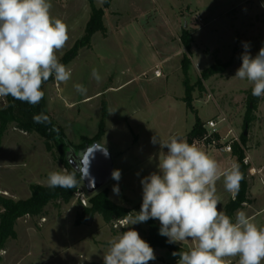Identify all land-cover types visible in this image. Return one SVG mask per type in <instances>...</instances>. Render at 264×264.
<instances>
[{
    "label": "rangeland",
    "instance_id": "obj_1",
    "mask_svg": "<svg viewBox=\"0 0 264 264\" xmlns=\"http://www.w3.org/2000/svg\"><path fill=\"white\" fill-rule=\"evenodd\" d=\"M103 0H51V14L63 20L69 39L57 52L59 61L75 47L64 65L71 70L67 83L50 78L42 85L48 113L73 145L93 137L100 122L104 134L98 141L111 154L113 170H120L119 181L111 179L97 191H108L116 204L135 215L142 204L141 180L158 171L159 144L152 137L159 135L185 139L194 123L195 113L182 101L184 95L180 60H190L189 82L215 62L228 63L222 72L203 81L202 91H193V108L205 124L209 119L225 118L217 125V134L225 136L231 128L239 143L246 129L244 145L248 158L247 201L237 211H244L258 226H264V97H257L251 111L252 121L243 126V118L252 95L253 85L235 76L241 66L244 44L254 57L264 47V0H112L101 16L102 29L95 31L88 43L81 45L91 6L102 7ZM183 32L191 38L189 50L180 41ZM158 67L161 76L155 77ZM95 68L101 76H92ZM82 84L85 94L74 85ZM0 97V109L6 107ZM185 134V135H184ZM207 149L205 141H195ZM212 148V147H210ZM215 149V147H213ZM166 152L167 149H164ZM75 154L68 152V157ZM226 160H222V158ZM216 159L222 168L235 164L231 152ZM255 169V174L250 169ZM65 170L55 148L46 150L44 139L35 132L18 129L8 123L0 142V195L25 199L30 184L48 185L51 171ZM118 186L119 194L114 193ZM220 210L235 193L225 190L223 179L216 184ZM96 191V192H97ZM90 195L83 183L68 202L54 201L44 208L43 216H23L16 221L15 237L7 240L0 251V264H99L104 262L107 241L129 227L144 239L145 223L118 225L106 222L96 214L94 220L76 224L81 197L87 205ZM157 224L160 222L153 219ZM184 248L190 241L175 243ZM156 259L149 264H177L173 251L154 248ZM238 264V257L230 258ZM264 264V262H262Z\"/></svg>",
    "mask_w": 264,
    "mask_h": 264
},
{
    "label": "clouds",
    "instance_id": "obj_2",
    "mask_svg": "<svg viewBox=\"0 0 264 264\" xmlns=\"http://www.w3.org/2000/svg\"><path fill=\"white\" fill-rule=\"evenodd\" d=\"M51 0H0V97L11 96L31 105L38 104L45 93L42 85L54 77L67 83L71 70L59 61L68 39V27L51 14ZM242 64L234 77L253 85L255 97H264V47L253 57L244 44ZM93 78L101 76L92 69ZM82 95L87 89L75 84ZM35 123L49 122L43 113L33 116ZM159 144L158 171L141 180L143 197L139 212L125 215L130 226L151 219L160 222L159 234L169 243L191 242L187 250L173 252L177 264H238L264 262V226H258L244 211L235 219L220 210L216 184L223 179L229 193L239 189L243 174L239 166L221 170L216 159L195 143L178 136L167 140L153 136ZM164 149H167L165 152ZM119 181L120 170L112 172ZM49 187L72 189L78 181L75 172L66 170L48 173ZM114 193L119 194L118 186ZM104 264H149L156 259L154 249L129 227L107 241Z\"/></svg>",
    "mask_w": 264,
    "mask_h": 264
},
{
    "label": "trees",
    "instance_id": "obj_3",
    "mask_svg": "<svg viewBox=\"0 0 264 264\" xmlns=\"http://www.w3.org/2000/svg\"><path fill=\"white\" fill-rule=\"evenodd\" d=\"M112 0H103L102 7L96 8L91 6V14L86 22L85 33L81 39V45L88 43L91 35L102 29L101 16L103 15L104 8L110 5ZM180 41L185 50H189L191 38L187 32H183L180 36ZM80 44H75L67 55H65L60 62L65 63L70 59V55L74 54V50ZM190 66V60L187 55H183L180 60V69L183 75L182 83L184 85V95L182 101L186 108L195 113L194 123L192 124L189 132L186 135V140L190 144L203 140L207 136V130L204 127V123L197 116L196 111L193 108V91L198 89L202 91L204 89L203 81L207 80L214 74L222 73L228 66V63L215 62L210 66L204 68L195 82L191 84L188 78V68ZM249 103L247 105L246 114L243 118V126H249L252 121L251 111L254 108L253 104L257 101V97H249ZM6 107L0 109V142L4 131L6 130L8 123H15V126L25 132H35L44 139L45 148L51 151L53 148L57 150L58 159L68 172H75L76 179L78 181L76 187L72 189H66L61 187H49L41 184H30V195L25 199L13 200L0 195V251L4 248L8 239L15 237L14 226L16 221L23 216H43L44 208L51 202L61 201L68 203L79 190V186L82 183L80 173L72 168L68 162L67 153L70 150L78 152L85 145L99 141L104 134V126L101 121L98 127L97 133L91 138H84V140L76 145L70 143L64 133L63 128L58 125L47 111L45 99L36 104L31 105L26 102L13 99L11 96L6 97ZM40 113L49 117V122L35 123L33 120L34 115ZM212 138L217 139L218 135L213 133L212 136L206 137L205 142H209ZM247 136L243 132L239 136V143L234 142L231 147V154L235 156V164L239 166L243 179L240 182L239 189L235 192L233 198H231L224 206V212L233 218L234 212L240 208L243 203L247 201L248 182L246 179L248 164L244 163L245 153L244 145H246ZM220 146V144H217ZM88 205L82 206L78 212L75 223L82 224L91 220L96 214L102 216L106 222H112L117 219L125 218V215L130 213V209L122 205L115 204L108 197V191H97L90 195L88 199ZM148 227L147 236L144 238L150 246L154 248H167L173 252H179L180 250H187L181 245L175 243H169L168 238L159 234L160 224H157L153 219H149L144 222ZM175 263L179 257L175 256ZM104 264V262L99 263Z\"/></svg>",
    "mask_w": 264,
    "mask_h": 264
},
{
    "label": "water",
    "instance_id": "obj_4",
    "mask_svg": "<svg viewBox=\"0 0 264 264\" xmlns=\"http://www.w3.org/2000/svg\"><path fill=\"white\" fill-rule=\"evenodd\" d=\"M243 134H247L246 129ZM70 151L75 155L74 157L67 156L68 162L80 173L81 182L87 193H95L111 179L112 156L98 141L85 145L78 152Z\"/></svg>",
    "mask_w": 264,
    "mask_h": 264
},
{
    "label": "built area",
    "instance_id": "obj_5",
    "mask_svg": "<svg viewBox=\"0 0 264 264\" xmlns=\"http://www.w3.org/2000/svg\"><path fill=\"white\" fill-rule=\"evenodd\" d=\"M153 75L155 77H159L161 76V71L158 67H156L154 70H153ZM221 122H225V118L224 117H220L219 119L217 120H214V119H209L207 121H205V124H204V127L205 129L207 130V136L206 137H209V136H212L213 133H216L217 134V125ZM218 135V134H217ZM206 137L201 140V141H204L206 139ZM238 139L237 137L235 136L233 130L231 128H229L226 132V135L225 136H220L218 135V138L215 139V138H212L211 137V140L209 142H206V145L208 147H215L216 149L220 150V151H223V152H227V153H230L231 152V147H232V144L234 142H236ZM217 144H220V146H217ZM247 160L248 158L245 157L244 158V163L247 164ZM255 169L251 168L250 169V173L251 174H255ZM263 184H264V181H263ZM81 201V204L86 206L87 205V202L85 200V198L81 197L80 199ZM125 218H121V219H117L115 220V222L113 223L114 224V227L118 226V225H124L125 222H124Z\"/></svg>",
    "mask_w": 264,
    "mask_h": 264
},
{
    "label": "crops",
    "instance_id": "obj_6",
    "mask_svg": "<svg viewBox=\"0 0 264 264\" xmlns=\"http://www.w3.org/2000/svg\"><path fill=\"white\" fill-rule=\"evenodd\" d=\"M189 132V131H188ZM188 132H186V135H187V133ZM185 135V134H184ZM185 139H186V137H185ZM202 150H204V151H206L211 157H213L214 159L216 158V159H218V158H220L221 157V155L223 154V155H225V154H227V152H223V151H220V150H218V149H214V148H207V149H204V148H201ZM229 154V153H228ZM222 158V160H223V162H224V160H226L227 158H225V159H223V157H221ZM218 162V161H217ZM234 163H233V161H232V159H231V164L229 165V167L228 168H230L232 165H233ZM225 169H227V168H222V170H225ZM249 190H250V188H249V185H248V191H247V195H248V192H249ZM113 202V201H112ZM116 204V203H115ZM118 205H121V204H118ZM123 206V205H122ZM125 207V206H124ZM127 208V207H126ZM264 209V208H263ZM94 218H95V216L91 219V220H94ZM90 221V220H89ZM88 222V221H87ZM15 227V226H14ZM14 230H15V228H14ZM6 244V243H5ZM5 247V246H4ZM4 249V248H3ZM2 249V250H3Z\"/></svg>",
    "mask_w": 264,
    "mask_h": 264
}]
</instances>
